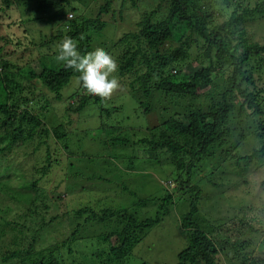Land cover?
I'll return each instance as SVG.
<instances>
[{
  "label": "trees",
  "instance_id": "1",
  "mask_svg": "<svg viewBox=\"0 0 264 264\" xmlns=\"http://www.w3.org/2000/svg\"><path fill=\"white\" fill-rule=\"evenodd\" d=\"M149 1L0 0V243L7 244L1 247L3 260L63 264L59 252L67 258L63 247L68 246L71 255L70 246L86 242L83 233L90 228V236L97 238V253L90 251L93 264L121 263L176 198L187 206L179 219L186 246L174 264H264V239L259 250H253L264 235V220L246 214L255 207L252 199L260 198L250 193L246 174L264 171V44L250 41L246 29L264 19V0ZM45 16H54L55 30L49 35L39 31L35 42L26 24ZM120 22L131 29L125 31ZM108 24L121 31L110 46L119 49L113 55L118 86L133 96L135 114L156 112L161 117L159 123L146 119L131 135L122 133L117 119H110L119 107L106 97L88 94L79 74L56 60L57 45L65 37L84 54L93 50ZM31 46L40 57L38 67L31 66ZM194 51L195 58L185 62ZM73 78L78 86L67 104L62 103L66 114L54 116L51 105L42 113L41 102L48 96L61 101L62 89ZM87 108L92 113L89 122L76 124ZM78 126H86L88 133L94 126L104 132V143L128 144L136 155L124 153L126 163L121 161L124 167L117 171L104 156L78 154L75 144L83 139ZM244 143L251 145L250 152H241ZM72 159L89 172L80 173L85 180L98 181L101 187L111 184L125 201L101 199L95 204L93 197L91 203L83 199L71 208L79 193L71 190L77 182L72 184L66 176ZM137 160L167 180L157 190L159 196L141 197L129 189L125 177L143 170L133 164ZM56 172L60 175L51 193L38 187ZM171 181L174 187L169 190ZM205 186L219 189L215 209L202 206ZM242 186L250 197L230 192ZM136 207L142 218L134 212ZM261 207L264 210V203ZM229 209L233 216L226 217Z\"/></svg>",
  "mask_w": 264,
  "mask_h": 264
},
{
  "label": "rangeland",
  "instance_id": "2",
  "mask_svg": "<svg viewBox=\"0 0 264 264\" xmlns=\"http://www.w3.org/2000/svg\"><path fill=\"white\" fill-rule=\"evenodd\" d=\"M149 1V0H147ZM151 2V1H149ZM118 7L116 8V12L118 11ZM149 8H146L145 10H148ZM144 12V11H143ZM132 18L137 19L138 14L135 13L134 10H131L129 12ZM69 18V16H68ZM54 16H45L43 20L41 21H36L32 22L29 24H26V27L30 28L33 32H31L32 35L35 37L33 38V41L38 42V32H47L46 34H50L54 32L55 27L51 25L53 22ZM106 20V18H103ZM225 19V16L223 18H219L218 22L221 23ZM118 23H116L117 25ZM115 25V24H114ZM114 25L108 24L107 27H105L101 34L96 37V41L93 43V50L97 47L104 49L108 54H110L112 57L119 51L118 48L115 49H110V46L113 44V39L117 38L120 36V30H115ZM120 26L122 29L127 31L128 29H131L127 24L120 22ZM247 36L250 41H257L262 44H264V19L262 21L258 22H251L247 25ZM116 31V32H115ZM34 33V34H33ZM29 34V35H31ZM246 36V37H247ZM30 51H33V54L35 56V61L31 63V66L33 67H38L39 66V61L40 57L37 59L36 55V48L35 46H31L28 48ZM43 52V51H42ZM30 53V52H29ZM27 53V54H29ZM26 54V55H27ZM196 52L194 51L191 53V55L185 60V62L191 61L195 58ZM30 57V58H31ZM114 59V58H113ZM49 60L52 61L50 58ZM115 60V59H114ZM78 86V80L76 78H73L70 83L64 87L61 91L62 94V99L61 101L59 99H55L52 96H48L49 100L48 101H43L42 106H38V109L43 113L45 109L47 108L46 105H51L53 108V112L57 115V117H60L62 115H65V109H66V104L68 102V96L72 94V92L75 91V88ZM127 89L122 86L116 87L111 95L109 97H106L105 100H108L109 104L113 103V105H116L119 107L118 111L114 112L115 116L110 118L112 121H114V118L117 119L119 124H121L124 128V131L122 133H128L130 131V135L134 131L135 127L138 124H144L146 122V119H149L148 123L151 124L153 123H159L161 120L160 115L156 112H152L151 114H144V115H137L135 114L136 111V102L133 98V96L130 94V92L126 91ZM58 100V101H57ZM64 101V102H63ZM62 103H66L65 105ZM41 107V108H40ZM48 110V109H46ZM50 110H48L49 112ZM90 114L91 109L87 108L83 110L79 115L78 119L76 120V124H81L85 125V123H88L90 120ZM47 115V114H46ZM114 117V118H113ZM75 118V116H74ZM73 118V119H74ZM145 118V119H144ZM157 118V120H156ZM151 121V122H150ZM92 127V125H89ZM78 128L81 130V135H83L79 142L75 144V152L76 153H94L98 154L99 156H104L103 159L105 160H111L115 164V167H117V171L124 166L121 164V161H125L124 159V153L127 156L129 155V152L131 154H135L134 149L128 144L126 145H109L107 143L103 142V138L105 137V134L101 130H93L95 127L93 126V131L88 133L87 130H84L85 127H80ZM132 129V130H131ZM88 134H87V133ZM52 139V138H51ZM49 139V140H51ZM255 140H251L249 142L251 145H256L254 143ZM53 140L49 142V145L52 146ZM249 143H244L246 146H241L240 150L241 152H250L251 145ZM123 151V152H122ZM40 153V152H39ZM61 158V157H58ZM21 159V158H20ZM63 160V159H62ZM137 161H134L133 164L143 167V170L138 171V174H134L129 176L128 178L125 177V182L127 183L129 189L131 191H134L137 196H147L149 194L155 195L157 194V190L160 189V187H164L167 185V180H164V178L156 172L157 169L155 170L152 167H144L145 164L139 163ZM71 164V165H70ZM69 166L71 168H67V173L66 176L68 177L69 181L73 184L75 181L77 182V187H75V184L71 185L74 188H71V190H76L79 192L77 195L73 197V202L72 205L70 206L71 208H74L75 206L81 205V200H85L84 202H90L93 197L97 198L94 203L98 204L101 202L105 203H115L118 200H124L122 196L118 197L117 190L114 188V186H110L111 184H102L103 186L101 187V183L98 181L95 182V180H85L83 175H80V173H84V175L88 174L83 170V168L78 164V161H75L74 159L71 160ZM100 165V164H99ZM72 166H75V168H72ZM29 167H27L28 170ZM98 168V167H97ZM100 170V168H98ZM249 172H247L248 174ZM57 172L54 175H50V177H47L46 179H43L39 184V188H44L46 189L45 191L47 193H51L53 190V187L56 184L57 178H58ZM246 174L247 180L249 181V186L251 188L250 193L252 192L254 195H258L260 198H253L252 200L254 201V206L252 208V211L249 210V213H246L247 215L255 216L257 218H262L264 220V210L261 207L262 203H264V185H261V181L264 177V171L261 172L255 171L252 172V174ZM109 176H112V174H109ZM240 178V176H238ZM254 182V184H253ZM105 186V187H104ZM174 187V182L171 181L170 185L167 186L169 190H171ZM103 188V190H102ZM243 188V186H242ZM245 188L239 190H230V192L235 196V195H243L250 197L249 194H247V191L244 190ZM95 190V192H93ZM70 191V190H69ZM217 191L219 192V189L211 188L209 186H205V189L203 188L204 192V197L202 200V206L205 208H213L214 201L216 200V193ZM76 193V192H75ZM230 193V194H231ZM126 196V194H124ZM129 195V194H127ZM160 194H157L159 196ZM213 195V196H212ZM221 195V194H220ZM235 208L238 206L237 203L233 205ZM169 211L167 214H165L162 218L161 221L153 226L151 230H149L148 234L146 237L133 249L132 253L126 257L124 260H122L121 263L118 264H174L176 263L177 260V254L183 250V248L186 246V239L181 233V229L179 227V219L183 213L187 211V206L185 203L179 201V199L174 198L169 204H168ZM225 210V208H221V210ZM156 210L155 207H153V210H150L149 215L151 216L154 214V211ZM51 211V209H50ZM144 213L146 212V209L143 208ZM134 212L139 216L143 217L142 212L138 207L134 209ZM221 214H225V212H222ZM245 215V218L247 217ZM210 216V215H209ZM231 217L233 216V212L231 209H229V212H226V217ZM256 227V225H255ZM60 228V227H59ZM96 229V228H94ZM262 229L264 230V225L262 226ZM58 232H61L62 229H57ZM86 232L83 233L85 235V241L84 243H80V246L75 247L70 246L72 248L73 252L71 255L67 254V251L69 249L68 246H64L63 249H65L67 258L65 254L63 253V250L59 252V257L63 260V264H93V262L90 260L93 256H91L90 251L96 250L97 253V244L95 243L97 241L96 237H92L90 235H93L94 230L87 228L85 230ZM96 232V231H95ZM98 232H96L97 234ZM61 237V236H60ZM230 239H234V237H231ZM264 239V235L260 236L258 240L255 241L253 245V250H259L260 248V240ZM82 240V241H84ZM42 241V240H39ZM1 247H7V244L5 243H0V264H15L12 260H3V248ZM102 250V249H101ZM251 250V249H250ZM4 251V250H3ZM95 252H94V257H95ZM89 258V259H88ZM61 264V262H60ZM100 264H103L100 262Z\"/></svg>",
  "mask_w": 264,
  "mask_h": 264
},
{
  "label": "clouds",
  "instance_id": "3",
  "mask_svg": "<svg viewBox=\"0 0 264 264\" xmlns=\"http://www.w3.org/2000/svg\"><path fill=\"white\" fill-rule=\"evenodd\" d=\"M68 16L71 17L70 14ZM56 60L79 74L78 79L88 94L109 97L118 86L113 75L117 71V63L102 48L81 54L77 43L71 37H65L57 45Z\"/></svg>",
  "mask_w": 264,
  "mask_h": 264
}]
</instances>
